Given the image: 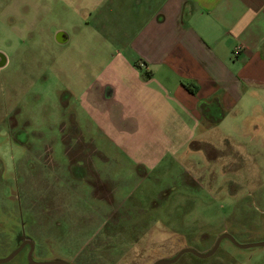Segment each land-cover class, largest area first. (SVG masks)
I'll use <instances>...</instances> for the list:
<instances>
[{
	"label": "rangeland",
	"instance_id": "obj_1",
	"mask_svg": "<svg viewBox=\"0 0 264 264\" xmlns=\"http://www.w3.org/2000/svg\"><path fill=\"white\" fill-rule=\"evenodd\" d=\"M108 1L79 5V12L60 4L49 11L36 0L0 5V50L9 58L0 69V259L19 247L22 234L34 244L35 262L155 264L192 249L214 252H187L169 264H264V246H241L264 243V127L257 138L252 118L237 119L251 132L236 127L226 136L214 125L188 154L161 145L157 165L137 168L96 131L95 143L85 144L99 146L92 163L109 168L111 180L91 169L85 178L77 173L84 140L77 141V105L61 89L80 74L92 79L100 71L92 67L121 47L116 34L134 6ZM74 24L80 38L69 46L47 31ZM67 47L76 69L62 81L61 48ZM105 154L113 159L109 165ZM26 254L0 264H31Z\"/></svg>",
	"mask_w": 264,
	"mask_h": 264
},
{
	"label": "crops",
	"instance_id": "obj_2",
	"mask_svg": "<svg viewBox=\"0 0 264 264\" xmlns=\"http://www.w3.org/2000/svg\"><path fill=\"white\" fill-rule=\"evenodd\" d=\"M61 1L66 0H36L49 11L59 4L91 9L106 0ZM129 1L134 8L126 13L124 30L116 34L121 47L102 67H92L100 68L92 79L85 81L80 74L78 81L73 78L61 89L77 105V141L81 143V135L84 141L75 163L81 167V177L91 169L99 178L111 180L109 168L92 163L95 153L101 152L99 146L85 144L95 143L96 131L112 149L133 160L134 167L157 165L161 145L186 149L188 154L190 144L205 138L214 125H222L226 136L236 127L239 133L251 132L252 126L239 119L252 118L259 138L264 127L257 125L264 118V0H126L127 6ZM31 2L0 0V5ZM83 21L80 13L78 22ZM77 27L47 31L56 43L69 46L80 38ZM68 48H61L62 81L64 73L70 78L76 69ZM3 50L0 69L9 64ZM69 99L64 102L68 109ZM62 131L66 134L67 129ZM103 160L109 165L113 159L105 154Z\"/></svg>",
	"mask_w": 264,
	"mask_h": 264
},
{
	"label": "water",
	"instance_id": "obj_3",
	"mask_svg": "<svg viewBox=\"0 0 264 264\" xmlns=\"http://www.w3.org/2000/svg\"><path fill=\"white\" fill-rule=\"evenodd\" d=\"M225 237H229L230 239H232L231 236L229 235H225ZM221 240V239H220ZM219 240V241H220ZM29 244L32 245V248L34 246L33 243H31L30 241H28ZM25 244V243H24ZM24 244H22V246L17 249L15 252H13L11 255H9L8 257L6 258H3V259H0V263H5V262H8L10 261L13 257H15L18 252L23 248ZM242 247H251V246H264V243H254V244H248V245H241ZM187 252H190V253H193V254H196L200 257H209L213 254L214 251H211L207 254H200V253H197L196 251L192 250V249H184L182 250L181 252H179L176 257H174L173 259H170V260H160V261H157L155 264H169V263H173L175 261H177L183 254L187 253ZM30 256H31V253H30ZM29 256V257H30ZM31 261L33 264H72L70 262H67L66 260H63V259H57V260H54V261H48V262H35L32 260V258L30 257Z\"/></svg>",
	"mask_w": 264,
	"mask_h": 264
},
{
	"label": "flooded vegetation",
	"instance_id": "obj_4",
	"mask_svg": "<svg viewBox=\"0 0 264 264\" xmlns=\"http://www.w3.org/2000/svg\"><path fill=\"white\" fill-rule=\"evenodd\" d=\"M63 139V138H62ZM64 140V139H63ZM64 142H65V146H66V141L64 140ZM66 167H69L68 165H66ZM81 168V167H80ZM67 170H68V168H67ZM74 172H76V170L74 171ZM77 173L79 174V175H82V170L81 169H77ZM84 178V177H83ZM24 236L25 235H22V234H20L19 236H17V238H18V241L21 243L20 245H19V247L17 248V249H19L21 246H22V244H24V246H23V248L18 252V254H21V253H24V252H26L27 254H26V259L28 260V261H30V263L31 264H33L32 263V261H31V259H30V257L32 258V260L34 261V257H33V250H34V246H33V248H32V245L31 244H29L28 243V241H30L31 243H33L32 242V240L31 239H29L28 237L26 238V236H25V238H24ZM20 238V239H19ZM17 249H15L13 252H15ZM12 252V253H13ZM11 253V254H12ZM30 253H31V256H30ZM10 254V255H11ZM17 254V255H18ZM17 255L15 256V257H17ZM30 256V257H29ZM8 257V256H7ZM15 257H13L11 260H13ZM6 258V257H5ZM10 260V261H11ZM54 261V260H53ZM9 262V261H8Z\"/></svg>",
	"mask_w": 264,
	"mask_h": 264
},
{
	"label": "trees",
	"instance_id": "obj_5",
	"mask_svg": "<svg viewBox=\"0 0 264 264\" xmlns=\"http://www.w3.org/2000/svg\"><path fill=\"white\" fill-rule=\"evenodd\" d=\"M145 75H148V73L146 72Z\"/></svg>",
	"mask_w": 264,
	"mask_h": 264
}]
</instances>
